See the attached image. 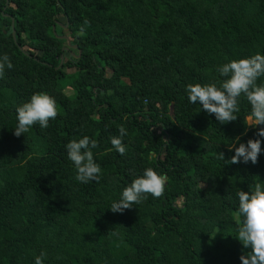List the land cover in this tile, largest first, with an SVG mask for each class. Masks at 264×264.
Returning <instances> with one entry per match:
<instances>
[{"label": "trees", "instance_id": "16d2710c", "mask_svg": "<svg viewBox=\"0 0 264 264\" xmlns=\"http://www.w3.org/2000/svg\"><path fill=\"white\" fill-rule=\"evenodd\" d=\"M65 43L78 54L63 63ZM256 53L264 0H0V56L13 64L0 79V264L42 251L44 264H242L236 193L264 183L262 126L245 125L243 96L220 124L186 85L219 82L220 65ZM36 92L58 115L17 137L16 109ZM121 125L124 155L111 144ZM83 136L99 144L98 182L77 181L67 157ZM236 137L262 140L258 163L229 162ZM148 167L167 178L163 195L113 213Z\"/></svg>", "mask_w": 264, "mask_h": 264}, {"label": "clouds", "instance_id": "9594fccd", "mask_svg": "<svg viewBox=\"0 0 264 264\" xmlns=\"http://www.w3.org/2000/svg\"><path fill=\"white\" fill-rule=\"evenodd\" d=\"M84 23L89 24L87 20ZM6 67L12 69L13 64L10 57L4 54L0 56V79L4 77ZM217 72L223 78L219 82L186 85L189 102L193 105L199 102L202 109L209 115H214L220 124H227L239 118L236 115L240 111L238 101L243 96L250 105V113L244 118L245 125L248 128L262 126L256 136L264 137V83H258L264 77V54L256 53L250 57L233 59L220 65ZM16 112L18 123L14 128V135L17 137L25 135L36 124L46 129L49 121L55 120L58 115L55 98L46 92L34 93L29 101L17 107ZM118 131L119 136L111 137V144L124 155L126 147L123 137L127 135V129L121 125ZM261 144V139H249L244 143L240 141V137H236L229 145V151L235 152L229 162L258 163ZM65 147L67 157L75 168V179L81 183L98 182L101 167L93 153V149L99 147L98 141L83 136L72 139ZM218 155L224 160V153L219 152ZM166 179L152 167L146 168L142 175L123 188L119 200L113 201L109 209L113 213H123L147 199L148 195L161 197ZM236 195L239 199L238 216L242 218L236 238L243 248L250 249L240 256V260L242 264H264V183L256 182L249 186L248 191L240 190ZM112 234L117 233L113 231ZM46 258L47 252L42 251L35 257V264H44Z\"/></svg>", "mask_w": 264, "mask_h": 264}, {"label": "rangeland", "instance_id": "374dc122", "mask_svg": "<svg viewBox=\"0 0 264 264\" xmlns=\"http://www.w3.org/2000/svg\"><path fill=\"white\" fill-rule=\"evenodd\" d=\"M59 22L63 23V20L61 17H59ZM45 27L49 30L50 24L48 22L45 23ZM54 28V27H52ZM57 32H59V29H55ZM69 38V37H67ZM66 38V39H67ZM65 47L68 48L69 51L66 52V54H64V58H63V63H66L67 60L69 59V55L72 54V56H76L78 54L77 50L74 49L73 47H68L67 43L64 44ZM64 72L66 73L67 77L61 82L62 86H66L69 89H73L75 87V82L73 80H71V75H73L75 73L74 69H69V68H65ZM70 77V78H69Z\"/></svg>", "mask_w": 264, "mask_h": 264}, {"label": "water", "instance_id": "95a60500", "mask_svg": "<svg viewBox=\"0 0 264 264\" xmlns=\"http://www.w3.org/2000/svg\"><path fill=\"white\" fill-rule=\"evenodd\" d=\"M7 4V3H6ZM62 65V61H61V63H60V66Z\"/></svg>", "mask_w": 264, "mask_h": 264}]
</instances>
